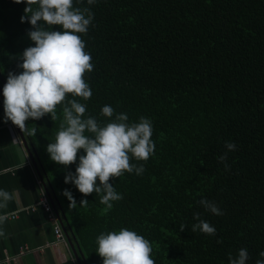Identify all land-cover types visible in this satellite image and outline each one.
<instances>
[{
  "label": "trees",
  "instance_id": "trees-1",
  "mask_svg": "<svg viewBox=\"0 0 264 264\" xmlns=\"http://www.w3.org/2000/svg\"><path fill=\"white\" fill-rule=\"evenodd\" d=\"M25 7L0 0V68L6 82L9 72L22 71L20 54L35 46L27 34L31 25L20 20ZM73 7H89L94 14L93 26L79 34L94 66L83 77L92 96L85 101L67 94L65 103L86 104L85 118L91 115L102 126L114 118L101 115L105 105L126 113L129 123L149 118L156 149L147 161L130 159L144 166L143 174L111 178L123 198L109 209L100 195L84 196L64 182L86 154L83 149L69 166L52 161L47 152L64 105L56 106L54 121L47 114L25 122L37 129L35 136L25 134L87 264H103L97 236L121 228L150 241L155 264H229V254L235 257L241 248L248 249L246 264L262 259L264 0H96L93 5L73 0ZM229 141L235 150L226 149ZM225 152L228 170L219 161ZM65 189L76 208H70ZM82 199L87 205H80ZM201 199L215 202L223 215L207 211ZM195 213L216 235L192 232Z\"/></svg>",
  "mask_w": 264,
  "mask_h": 264
},
{
  "label": "clouds",
  "instance_id": "clouds-1",
  "mask_svg": "<svg viewBox=\"0 0 264 264\" xmlns=\"http://www.w3.org/2000/svg\"><path fill=\"white\" fill-rule=\"evenodd\" d=\"M25 2L24 15L21 23L31 25L28 36L35 46L26 48L19 59L20 73L9 72L3 87V107L6 121L10 120L23 132L35 136V127H26L25 122L32 118L39 120L50 114L54 121L56 106L63 104V121L59 126L55 142L49 143L47 152L52 161L69 166L76 162L78 151L83 149L85 155L79 157L75 173L68 172L64 182L72 183L84 196L92 193L100 195V203L107 208L113 207L114 201L123 197L116 191L111 178L120 177L125 172L141 175L145 171L141 164L130 163L136 160L147 161L155 153L152 141V122L141 116L138 122L129 123L126 113H114L110 105L101 109V115L111 119L103 126L91 115L85 118L86 104L76 99L66 101L67 94L81 97L85 101L92 96V90L86 83L84 74L93 70L92 57L85 51L86 44L79 34H87L92 25L94 14L89 7H73V0H15ZM96 0H87L93 5ZM38 5L33 9L31 5ZM62 26V31L52 30L51 26ZM92 135L86 136L85 132ZM228 151L236 149L235 143L225 142ZM131 154V157L130 155ZM227 152L219 157L225 163ZM99 180V184H97ZM70 201V208H76L77 202L72 193L65 189L62 193ZM12 195L0 189V208L7 207ZM88 200L82 199L81 206ZM199 204L215 215H223L219 206L207 199ZM193 218L198 221L192 225V232H200L214 236L216 229L209 222L200 219L195 213ZM6 216L0 215V224ZM186 225L180 224L184 231ZM6 233L0 229V237ZM218 243L220 241H217ZM96 252L103 258V264H155L151 258L152 246L144 236L128 228L119 231L101 233L96 238ZM262 259L255 264H264V251L259 253ZM249 259L247 248H241L238 254L228 256L229 264H246Z\"/></svg>",
  "mask_w": 264,
  "mask_h": 264
},
{
  "label": "crops",
  "instance_id": "crops-1",
  "mask_svg": "<svg viewBox=\"0 0 264 264\" xmlns=\"http://www.w3.org/2000/svg\"><path fill=\"white\" fill-rule=\"evenodd\" d=\"M3 100L0 90V189L13 199L0 208V215L6 216L0 224L6 233L0 237V264H79L70 245H52L53 226L39 206L48 193L16 125L6 121Z\"/></svg>",
  "mask_w": 264,
  "mask_h": 264
},
{
  "label": "water",
  "instance_id": "water-1",
  "mask_svg": "<svg viewBox=\"0 0 264 264\" xmlns=\"http://www.w3.org/2000/svg\"><path fill=\"white\" fill-rule=\"evenodd\" d=\"M0 78H1L0 79V90L3 94V87L6 84V80H4V78L2 77L1 69H0ZM16 127H17L19 134L22 137L27 149H28V155L30 157V160L34 164V166L38 169L40 180H41L43 186L45 187L55 210L59 214L61 225L64 229L65 234L67 235L69 245L71 246V248H72V250L76 256L78 263L79 264H87V262L85 261V257L81 251L82 248L79 245L78 241L76 240L75 236L73 235L71 229L69 228V226L66 222V218H65L64 213L62 211L61 205L59 204V202L57 200L55 201L51 198L53 195L52 185L50 183L47 171L44 169L43 165L41 164L40 157L37 153V150H36L34 144H32L30 142V137L26 136L25 131L23 132L18 126H16Z\"/></svg>",
  "mask_w": 264,
  "mask_h": 264
},
{
  "label": "built area",
  "instance_id": "built-area-1",
  "mask_svg": "<svg viewBox=\"0 0 264 264\" xmlns=\"http://www.w3.org/2000/svg\"><path fill=\"white\" fill-rule=\"evenodd\" d=\"M39 206L47 214V218L53 226V232L55 235V240L52 243V245H54V246L65 245V246L69 247L67 235L64 232V229H63L61 222H60L59 215L56 212L49 195L44 194L42 196V198L40 199V202H39ZM31 211H35V209H31ZM17 217H18V215L12 216V218H14V219H16ZM25 253H26V250H24L21 254H25Z\"/></svg>",
  "mask_w": 264,
  "mask_h": 264
}]
</instances>
